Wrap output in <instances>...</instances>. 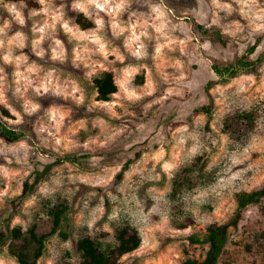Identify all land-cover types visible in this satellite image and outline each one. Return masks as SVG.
<instances>
[{
  "label": "rangeland",
  "instance_id": "374dc122",
  "mask_svg": "<svg viewBox=\"0 0 264 264\" xmlns=\"http://www.w3.org/2000/svg\"><path fill=\"white\" fill-rule=\"evenodd\" d=\"M7 3L19 6L20 0H3L0 4V27L5 21L11 23V27L5 29L6 35L0 36L3 40L0 46V77H3L0 80V119L24 131L25 136L14 142L0 135V192L5 194L0 197V228L19 232V237L11 236L0 249V264H21L17 257L20 253L33 261L38 244L31 232L35 230L37 236L51 232L54 207L64 209L67 217L62 232L46 238L36 264L79 263L80 257L74 248L78 238L89 236L107 246L115 244L116 230L123 227L137 230L141 244L122 256V264H193L194 261L204 264L208 251L204 235L207 227L228 222V240L219 264H264V197L247 205L234 222L237 194L264 184V32L253 31L238 11L228 15L213 0H129L119 22H147L149 36L142 37L147 58L133 57L124 47V37H113L107 25L102 34L110 53L107 59L95 52L96 46L89 41H69L57 25L56 38L64 45L66 56L61 62L51 58L55 48L51 38L39 46L45 52L44 57L35 54L33 42L38 34H34L32 28L34 23L41 24L46 19L43 15L28 19L29 11L42 7L37 0H24L27 5L22 9L26 18L24 27L12 20L3 6ZM219 3H230L234 9L239 7L235 0H219ZM62 4L65 19L79 25L82 31L94 28L83 14L71 10L72 0H54V7ZM156 5L166 13L167 39L151 27L155 16L152 7ZM259 8H264V0H257L255 9ZM199 25L220 32L226 43L211 41ZM237 25H242L243 31H238ZM18 31L26 37L23 48L17 46L15 34ZM259 38L260 43L251 53L257 60L256 73H243L225 80L214 72V62L235 61ZM161 44L165 47L157 52ZM117 52L125 57L124 61L116 59ZM6 56L8 61L4 59ZM17 58L23 59L17 62ZM135 68L139 71L133 73L131 87L147 90L151 84L156 90L152 97L129 106L115 95L121 91L117 81H124L125 69ZM89 72L95 73L90 79ZM106 72L113 75L118 87L108 101L98 99L94 82ZM41 85L47 86L48 91L44 92ZM37 88H40L39 93ZM74 89L79 91L74 92ZM73 96H83V103L77 104ZM152 99L158 103L145 109L144 104ZM32 105L39 107L34 112L26 111V107ZM133 112L135 115H130ZM179 127H188L189 131L202 127L201 140L208 144L210 152L194 157L190 163L183 160L182 153L183 162H178L171 181L163 173L160 180L141 181L142 167L151 169L155 164L160 172L162 163L171 159L172 135ZM215 127L227 136L228 153L238 148L242 152L244 147L251 146L245 154L248 170L233 182L231 192L225 190L223 199L218 201L210 196L198 209L189 199L188 210H185L183 195L197 187H207L221 176L231 175L226 171L230 164L227 156L212 145L207 136L212 133V138L219 139L213 131ZM121 129L123 131L115 139H109L113 132ZM161 136L167 139L163 156L159 154ZM191 143L189 140L188 145ZM68 154L84 157L76 163L57 160ZM157 160L161 163H156ZM113 172L115 179L107 188L93 186ZM129 173H132L131 181L137 182L134 188L138 198L144 201L145 212L152 214L148 221L152 231L143 238L124 214L119 221L111 222L115 226L106 223L108 214L116 207L108 195H121L118 188L129 182ZM143 175L146 177L148 173ZM70 177L75 178L74 182ZM79 178L92 183L81 182ZM43 186L56 191L45 196L38 191ZM150 187L155 191L149 192ZM126 191L131 193L132 190ZM93 192L96 195L90 196ZM153 196L164 198L153 200ZM30 198H36L37 202L25 215V203ZM101 199L105 201L104 217L92 229L78 223L79 212L83 210L84 219H89V213ZM85 202L89 204L87 209ZM165 214L169 215L167 221L163 219ZM17 217L24 221L30 218L27 231L19 224L12 227ZM104 223L107 231L103 230Z\"/></svg>",
  "mask_w": 264,
  "mask_h": 264
},
{
  "label": "clouds",
  "instance_id": "9594fccd",
  "mask_svg": "<svg viewBox=\"0 0 264 264\" xmlns=\"http://www.w3.org/2000/svg\"><path fill=\"white\" fill-rule=\"evenodd\" d=\"M3 3V0H0V4ZM42 7L40 9H32L28 13V19H33L37 16L43 15L46 19L41 24L34 23L32 31L34 34H38V38L34 40V51L35 54L41 58L44 57L45 52L39 46L45 39L51 38L54 42L55 48L52 52V59L53 60H60L63 62L66 59L64 45L62 42L56 38L57 34V25H60L62 31L67 35L69 41H89L94 44L95 52L103 55L105 59H107L108 55L110 54L106 48V42L103 39L102 34L105 31L106 25L111 28L112 35L115 38L124 37V47L130 52V54L137 58V59H145L148 57V52L146 50V45L142 40V37H148L149 33L147 31L148 24L147 22L143 23H129V24H122L119 22V18L121 14L126 10V7L129 3V0H72L71 10L76 13H81L84 15L85 19L89 20L92 24H94V28L88 31H82L79 25L70 22L69 20L65 19V8L64 5H60L59 7H54V0H37ZM213 3L217 4L218 7L223 8L228 15H231L234 11H238L239 14L244 17L247 22L248 26L253 29V31L257 32H264V8L255 9L257 4V0H235V4L239 7L234 9L232 4L224 3L220 4L219 0H213ZM7 12L11 15L12 20L15 21L21 27L26 26V18L22 11L23 8H26L27 5L24 3V0H20V5L17 6L15 3H7L3 5ZM255 9V10H254ZM152 12L155 13L154 22L152 23L151 27L154 28L155 33L159 34L160 37L167 39V29L168 23L166 18V13L161 9L159 5L152 7ZM105 17L108 19L106 20ZM215 23V21H213ZM11 23L5 21L3 27H0V36L6 35L5 29L10 28ZM238 31H243L242 25H237ZM234 35V33H231ZM15 39L18 41L17 46L19 48L25 47V39L26 37L22 32H17L15 34ZM3 45V40L0 39V46ZM207 46V45H205ZM165 47V45L161 44L157 47V52L161 50V48ZM38 49V50H37ZM80 57L77 56V59ZM6 61L9 60V57H4ZM20 59L17 58V62ZM116 59L120 61H124L125 57L117 52ZM31 71V69H30ZM139 71V68L135 69H125L124 71V81L121 83L117 81L118 86L120 87L121 91L115 94L119 99L124 101L127 105H137L145 100L146 97H152L155 92V87L151 84L147 86V90L143 88L133 89L131 87V78L133 73ZM94 72H89L88 78L90 79ZM19 76L20 74L17 73ZM3 77H0L2 80ZM31 84V81H28ZM44 92L48 91V87L45 85H41ZM59 92V89H55ZM37 93L40 92V88L36 89ZM75 91H79V89H74ZM172 93H168L171 95ZM77 104L83 103V96H73ZM0 102H2V94H0ZM158 101L155 99L148 100L147 103L144 104L145 109H150L153 107L154 104H157ZM39 105H32L30 108L26 107V111L34 112ZM127 112V108L125 109ZM113 115H117L116 113H112ZM130 115H135V113H130ZM177 119H183V117H177ZM19 122V121H17ZM142 126V125H141ZM201 128L194 129L189 131L188 127H179L175 130L172 135L174 144L172 146V153L171 159L168 162L162 163L161 171L158 172L156 170L155 164L151 169L147 167H142L140 174H141V181L144 179L147 180H160L161 173L167 176V179L171 181L174 178L175 170L178 168V162H183L181 159V154L184 153L183 160L188 161L189 163L192 162L194 157L203 156L205 152H210L207 143H204L201 140V136L204 133L201 131ZM123 131L117 130L113 132L109 139H115L116 136ZM216 132L217 138H212V133H207V136L211 140V144L217 146L224 154L227 156V159L230 161L226 171L231 173V175L227 176V178L221 176L217 179L213 184L207 187H197L193 189L191 193L187 195H183L182 199L185 201V210H188L187 204L189 199L191 202H194L196 205V209H198L199 205L205 203L206 199L210 196L218 198V201L223 199L225 196V190L227 189L229 192L232 191L233 182L237 179L243 177L244 173L248 170L245 166V160L247 159V154L249 152V148L251 147H244L243 151L240 152L238 148L234 153L227 152V143L228 138L227 136L223 135L219 132V128L215 127L213 129ZM191 140L192 143L188 145V141ZM167 142V139L163 136L160 138L159 142V154L163 156L165 153L163 151L164 144ZM186 148V151H185ZM239 153V155H238ZM243 156L244 158H240ZM156 163H161L160 160H157ZM209 169H211L212 165L209 164ZM233 168L236 170L233 171ZM117 169L116 171H118ZM144 172H147L148 175L145 177L143 175ZM155 173V175H153ZM132 173L127 174V180L129 181L126 185H120L118 188V192L121 195H113L109 194L108 197L113 205L116 207L113 209L111 213L107 216V224L109 226H115L111 222H116L121 219V215L124 214L126 218H130L129 223L133 228L139 229L142 238L152 231V228L149 226V217L152 215L151 213L145 212L144 210V201H142L137 196V192L134 188V185L137 184L136 181H131ZM81 182L84 183H92L88 180L83 178H79ZM115 179L114 172L109 173L105 179L96 181L93 186H99L107 188L109 184L113 182ZM70 180H75V178H71ZM126 189H131V193L127 192ZM39 193L44 194L45 196L50 195L51 193L55 192V188H49L47 186H43L39 188ZM149 192L155 191L154 187H150L148 189ZM5 194L0 192V197H3ZM96 194L93 192L90 196H95ZM164 196H153V200L162 199ZM36 198H30L25 203V215L28 213V209L33 207L36 204ZM2 203V200H0ZM178 203V202H176ZM89 207L88 202L84 203V208L87 209ZM194 207L191 208L193 210ZM171 209H169V212ZM105 213V201L103 199L100 200L99 205L91 210L89 213V219H84V211L81 210L79 212L80 220L78 223L86 224L88 229H92L96 224L97 221L101 220L104 217ZM164 221L169 219V215L165 214L163 217ZM30 218L27 221L21 220L19 217L14 218L12 221V227L14 228L16 225H21L24 231L28 230ZM103 230L107 231L105 227V223L103 224ZM159 227V225H156ZM186 232H191V229H185ZM144 243H147L144 240Z\"/></svg>",
  "mask_w": 264,
  "mask_h": 264
},
{
  "label": "trees",
  "instance_id": "16d2710c",
  "mask_svg": "<svg viewBox=\"0 0 264 264\" xmlns=\"http://www.w3.org/2000/svg\"><path fill=\"white\" fill-rule=\"evenodd\" d=\"M203 34L209 35L211 41H220L226 43L220 32H216L210 28H204L199 25ZM260 43V38L253 44L249 50L237 58L235 61L226 63L214 62L212 69L214 72L225 80L234 78L243 73H256V63L251 57V53L255 51ZM95 87L98 91V99L108 101L110 95L115 93L118 89L117 84L110 72H106L100 77L95 79ZM0 135L10 141H19L25 136V132L19 129L8 126L3 120L0 119ZM80 157L78 154H68L57 158L60 162L76 163ZM264 197V184L258 189L251 191H242L237 194L238 209L234 214L236 222L241 216L242 210L254 202L256 199ZM54 218V226L49 234L37 236L35 230H32V238L38 244L37 253L30 262L29 257L25 253L18 254V260L21 264H36L37 259L42 254V247L45 240L49 235L55 234L58 231L62 232V224L67 217L64 209L54 207L51 210ZM230 223L211 224L207 227L205 238L208 242V251L204 264H219V259L223 254L225 244L228 240ZM18 230L10 228H0V249L5 242L11 237H19ZM115 244L103 246L98 244L96 240L89 236L78 238L74 242V248L80 257L79 263L68 262L69 264H122V256L133 252L141 244V237L137 230L127 227L119 228L115 234ZM195 264L196 262H192Z\"/></svg>",
  "mask_w": 264,
  "mask_h": 264
}]
</instances>
